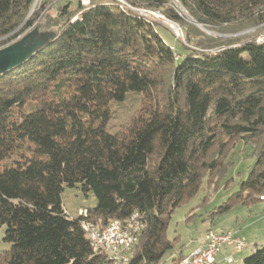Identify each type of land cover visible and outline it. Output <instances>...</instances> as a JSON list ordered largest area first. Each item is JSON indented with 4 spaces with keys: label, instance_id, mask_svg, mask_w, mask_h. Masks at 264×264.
<instances>
[{
    "label": "trees",
    "instance_id": "1",
    "mask_svg": "<svg viewBox=\"0 0 264 264\" xmlns=\"http://www.w3.org/2000/svg\"><path fill=\"white\" fill-rule=\"evenodd\" d=\"M34 1L0 0V38L9 42L30 28L18 41L51 35L0 74V228L9 246L0 264H108L91 250L83 217L63 209L64 188L95 198L83 211L99 228L137 212L142 230L127 264H161L173 248L171 213L204 177L210 183L224 172L237 144L249 146L253 162L233 199L260 201L264 41L176 58L155 24L112 0H55L54 15L42 4L27 19ZM126 2L181 23L168 0ZM177 2L207 30L264 24V0ZM129 94L140 96L139 108L113 131L114 108ZM230 209L223 203L210 215ZM182 257L179 249L170 264ZM241 264H264V246Z\"/></svg>",
    "mask_w": 264,
    "mask_h": 264
},
{
    "label": "rangeland",
    "instance_id": "2",
    "mask_svg": "<svg viewBox=\"0 0 264 264\" xmlns=\"http://www.w3.org/2000/svg\"><path fill=\"white\" fill-rule=\"evenodd\" d=\"M49 1L50 0H35L30 8L27 19L37 12L42 4L45 5V8H48L47 13L49 15H54L55 6L58 2H54L55 0H53L49 5ZM73 1L76 2V0ZM122 1L127 3L126 0ZM82 2L83 1L80 0L81 5ZM173 2L174 1H169V6L180 17L181 23L179 24L165 18L158 10H155L154 13H146L145 10L147 9L144 7L132 6V8H134L132 12L148 20L152 24H155V26L159 28V33L166 43L172 46L176 58L186 54L187 50L215 52L222 47H227L228 44L233 47L236 44L248 41L252 38H254L257 43L264 40V24L258 29L248 28L235 33L225 30L224 28L207 30L205 27L195 23L178 3ZM31 29L32 28L20 33L16 38L9 41L10 43L6 41L8 37L0 38V50L18 41L22 36L27 34L28 31L30 32ZM200 33L209 38L221 39L222 41L218 43H209V41L203 39V37L199 35ZM216 44H220V46ZM203 45L206 47H202ZM139 97V95L129 94L121 105L114 108L112 119L108 123V127L111 130H117L119 126L139 108ZM227 162L229 165L224 172L210 183L208 177H204L199 189L193 197L182 202L171 213L166 229V239L172 243L173 248L171 252L164 255L161 264H170L172 256L179 249L184 256L188 255L197 246L196 242L203 236L207 229H213L217 232L223 229H230L236 232L242 231L241 233L244 234L242 236L245 239H249L245 235V232L248 233L247 235H249V233L251 235L250 229L252 228V230L257 232L255 240H261L260 245L257 247L264 246V202L255 200L244 203L243 198L233 199V194L238 191V182L246 177L248 169L253 162L249 146L237 144L229 155ZM61 202L63 209L69 217L74 218L77 217L79 210L83 211L85 209H90L96 205V200L91 194L85 197L76 188H64L61 195ZM223 203H230L231 209L224 214L213 215V217H211L210 214L215 208L221 206ZM255 221L259 222L254 223L255 226L249 227V225H251L250 223ZM3 232L4 227H1L0 252L9 247L2 241ZM234 253L235 252L231 248L223 247L217 259L230 254L234 256L232 257L234 260L231 264H240L241 260L238 259L244 252L237 256H235L237 253ZM215 264L223 263L216 260Z\"/></svg>",
    "mask_w": 264,
    "mask_h": 264
},
{
    "label": "built area",
    "instance_id": "3",
    "mask_svg": "<svg viewBox=\"0 0 264 264\" xmlns=\"http://www.w3.org/2000/svg\"><path fill=\"white\" fill-rule=\"evenodd\" d=\"M82 1L84 2H82L83 6L89 4V0ZM112 1L120 7L134 11L132 6L122 0ZM169 1L178 3L176 0ZM154 11L145 10L146 13H154ZM259 200L264 202V195L260 196ZM78 214L83 217L80 225L91 250L95 253L104 254L108 264H127L142 230L139 214L133 212L124 220H112L103 228H99L88 220L85 211L79 210ZM223 247H229L238 253L245 248V243L237 236L236 231L217 232L213 229H207L202 236L201 245L188 255L183 256L177 264H215L216 257ZM226 261L232 263L231 258Z\"/></svg>",
    "mask_w": 264,
    "mask_h": 264
},
{
    "label": "water",
    "instance_id": "4",
    "mask_svg": "<svg viewBox=\"0 0 264 264\" xmlns=\"http://www.w3.org/2000/svg\"><path fill=\"white\" fill-rule=\"evenodd\" d=\"M50 38V34L39 36L33 32L20 41L1 49L0 74H5L15 66L27 61Z\"/></svg>",
    "mask_w": 264,
    "mask_h": 264
},
{
    "label": "crops",
    "instance_id": "5",
    "mask_svg": "<svg viewBox=\"0 0 264 264\" xmlns=\"http://www.w3.org/2000/svg\"><path fill=\"white\" fill-rule=\"evenodd\" d=\"M257 222H259V221H255V222H252V223H250L251 225H249V227H252V226H255V224L254 223H257ZM248 228V227H247ZM249 229V228H248ZM228 230H230V229H223L222 231H219V232H223V231H228ZM251 231V235H250V233H249V235H247L248 233H246L245 232V235L247 236V238H249V239H245L242 235H244L243 233H241L242 231H238L237 232V236L240 238V239H242L244 242H245V244H246V247L241 251V252H238L237 254H235V256H237L238 254H241L242 252H244L243 253V255L242 256H240V258L238 259V260H241L242 261V259L244 258V257H246L247 255H249L257 246H259L260 245V242H261V240H255V236L257 235V232H255L254 230H252V228L250 229ZM202 238V237H201ZM199 239L197 242H196V244H197V246L194 248V249H196L197 247H199L200 245H201V243H202V239ZM193 249V250H194ZM192 250V251H193ZM191 251V252H192ZM182 253V252H181ZM183 255V254H182ZM184 256V255H183ZM244 256V257H243ZM232 257H234L233 255L231 256L230 254L229 255H225V256H223V257H221V258H219V259H217L218 258V255H217V257H216V260H218V262H221V263H223V264H231V263H227V259L228 258H231L232 259ZM233 260L234 259H232V262H233ZM240 264H241V262H240Z\"/></svg>",
    "mask_w": 264,
    "mask_h": 264
}]
</instances>
